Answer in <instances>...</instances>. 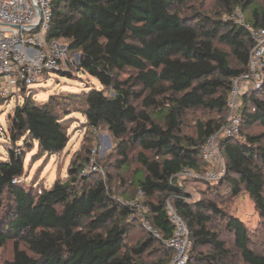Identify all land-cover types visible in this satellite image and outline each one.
Here are the masks:
<instances>
[{
  "label": "trees",
  "instance_id": "obj_1",
  "mask_svg": "<svg viewBox=\"0 0 264 264\" xmlns=\"http://www.w3.org/2000/svg\"><path fill=\"white\" fill-rule=\"evenodd\" d=\"M195 1L52 0L48 38L66 40L81 54L78 71L101 86L78 100L79 110L91 128L119 141L124 164L139 147L141 168L130 182L136 194L124 196L131 201L143 192L146 218L160 239L144 231L145 242L128 246L133 210L116 199L110 180L82 176L88 159L73 160L69 178L49 189L26 188V154L12 148L0 161V248L9 241L14 247L6 264H143L155 244L168 264L174 256L163 242L174 232L168 203L193 241L187 264H264L242 220L214 200L189 202L175 182L183 170L207 165L202 147L225 124L233 80L248 71L254 43L247 26L264 28V0H214V15L202 8L182 13ZM66 104L33 98L18 104L9 125L14 144L24 139L42 155L63 152L70 142ZM195 110L212 117L187 136L184 120ZM241 115L240 135L218 141L226 167L220 187L232 198L248 195L264 228V131L251 133L264 129V83L243 97Z\"/></svg>",
  "mask_w": 264,
  "mask_h": 264
},
{
  "label": "rangeland",
  "instance_id": "obj_2",
  "mask_svg": "<svg viewBox=\"0 0 264 264\" xmlns=\"http://www.w3.org/2000/svg\"><path fill=\"white\" fill-rule=\"evenodd\" d=\"M192 8H202L206 13L214 15L216 3L214 0H196L191 3L182 13H190ZM240 14V12H238ZM237 21L243 19L236 18ZM93 88L101 90L98 81L82 71H76L72 77L63 73H51L46 77V82L30 86L31 98L37 102L53 100L66 102L63 114L67 116L66 122L70 135V142L66 149L54 155H42L38 150V145L33 144L26 146L24 139L14 144L12 141L9 125L10 116L13 114L16 106L22 104L24 96L21 95L19 101L16 98L11 100H2L0 105V161L7 160L9 150L14 148L20 154H26L25 170L26 176L23 179L25 187L46 188L49 189L57 180L65 181L69 178V169L73 160L78 157L88 159V166H92V172L89 176L96 175L105 181H111L110 185L115 192V197L119 201L127 202L125 194L130 193L135 196L136 190L130 184L136 170L140 171L141 165L137 161V152L139 147L133 148L129 153L128 160L125 164L117 150L119 141L115 140L111 134L104 128L95 131L88 125L85 117L79 110L80 102L85 93ZM141 107V103H137ZM212 117L211 114L203 110H195L187 113L184 120L183 131L187 136L195 137L197 135V123L199 120H207ZM264 131L261 126H256L251 133ZM213 170L208 165H201V171L197 173H207ZM176 184L184 189L188 196L189 202H197L208 198L218 203L220 207L242 220L250 230L253 238V248L264 253V228L261 219L255 209L254 203L245 193L238 197L232 198L221 182L214 183L200 178L181 176L177 179ZM139 193L134 199L141 202L145 208L142 212H135L134 217L130 218V223L136 225L130 226V233L127 244L134 247L139 243L145 242L148 236L144 231L153 235L146 227V221L152 226L146 218L149 209L143 200L138 199ZM160 239L156 235L154 236ZM159 244H155L152 249L144 254L141 259L143 264H161L165 260L164 250ZM168 247V246H167ZM171 249V248H170ZM193 249V247H192ZM190 251V257L192 253ZM207 251V250H204ZM14 247L13 242L9 241L5 246L0 248V264H6L13 260ZM189 257V260H190ZM236 264L243 262L235 261ZM169 264V263H168Z\"/></svg>",
  "mask_w": 264,
  "mask_h": 264
},
{
  "label": "built area",
  "instance_id": "obj_3",
  "mask_svg": "<svg viewBox=\"0 0 264 264\" xmlns=\"http://www.w3.org/2000/svg\"><path fill=\"white\" fill-rule=\"evenodd\" d=\"M51 3L52 0H0V98L4 101L16 98L18 102L21 95L24 101L31 98L30 86L45 83L51 73L74 74L78 71L81 54L72 51L66 40H52L47 36L53 16ZM237 17L242 18L238 12ZM237 22L244 24L242 20ZM247 28L254 43L248 71L233 80L225 124L202 147V158L213 170L199 174L186 169L175 176L177 179L189 176L218 183L225 175V161L218 141L240 135L243 97L264 83V28ZM92 169L85 164L82 176L89 175ZM138 199H144L143 192H139ZM122 203L133 210L132 217L135 212L145 210L138 200ZM167 213L174 228L172 237L163 241L174 252L169 264H187L193 247L188 227L170 203L167 204ZM145 223L147 229L160 238L154 227L148 221Z\"/></svg>",
  "mask_w": 264,
  "mask_h": 264
}]
</instances>
